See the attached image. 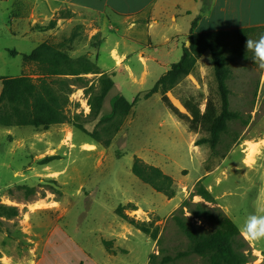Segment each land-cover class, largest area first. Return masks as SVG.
I'll use <instances>...</instances> for the list:
<instances>
[{
	"label": "rangeland",
	"instance_id": "rangeland-1",
	"mask_svg": "<svg viewBox=\"0 0 264 264\" xmlns=\"http://www.w3.org/2000/svg\"><path fill=\"white\" fill-rule=\"evenodd\" d=\"M178 1L184 7L191 4ZM211 1L202 3L204 10H209ZM69 14L71 17L60 18ZM52 20H57L54 29H37ZM102 20L99 14L74 8L66 0H0V94L4 77L36 80L41 76L38 65L24 64L22 56L44 42L64 43L72 58L87 56L98 64L103 42L100 45L95 36H102L98 32ZM191 22L185 15L179 18L183 34L190 30ZM108 26L105 30L111 32ZM73 33L77 36L68 43ZM245 41L234 36L224 41L231 71L227 81L230 109L238 118L229 123L215 151L208 145H196L206 134L190 132L187 123L163 104L161 94L135 104L108 148L90 136L100 130L101 117L110 113L112 96L121 94L131 103L137 96L142 98L163 76V65L144 85L118 83L96 120L89 117L86 86L97 83L99 76L88 74L81 76L83 82L67 77L73 84L67 110L73 118L70 123L48 130L0 126V205L19 211L13 218L0 215V264H151L155 256L159 260L175 257L188 250V242L177 232L172 217L190 200L204 202L194 195L199 182L214 198L213 203L205 204L220 209L239 230L258 206L264 211V73L250 59L251 52L246 53ZM181 42L184 49L185 40ZM10 51L19 55L13 57ZM113 55L119 60L116 51ZM157 55L171 66L183 53L174 48L170 55L163 49ZM216 92L211 55L205 53L194 73L168 97L187 113L180 97L200 98L204 110L206 98H217ZM75 116L79 118L74 120ZM254 146L258 149L255 161L246 164ZM135 158L171 176L175 196L169 199L135 177ZM129 205L136 210L126 208L124 213L141 222H153L152 229H158L156 240L117 215L119 207ZM185 213L191 217L187 209ZM197 224L207 231L215 228L207 221ZM246 242L252 255L249 264H264V239ZM176 264L207 263L190 257Z\"/></svg>",
	"mask_w": 264,
	"mask_h": 264
},
{
	"label": "trees",
	"instance_id": "trees-1",
	"mask_svg": "<svg viewBox=\"0 0 264 264\" xmlns=\"http://www.w3.org/2000/svg\"><path fill=\"white\" fill-rule=\"evenodd\" d=\"M206 1L203 0V3ZM68 17L71 15L60 18ZM56 25L57 20H52L49 25L38 26L37 29L48 31L54 29ZM195 25L196 23L193 27ZM255 32V29L207 33L192 31L189 36L191 45L183 49L180 61L173 64L170 70L142 98L137 96L131 103L121 94L112 96L110 113L101 117L98 124L100 130L97 129L90 136L108 148L113 137L120 132L125 120L131 115L135 104L141 99L147 100L155 94H161L163 104L171 114L187 123L190 132L206 134L196 142V145H208L212 151H215L221 143L222 136L228 131L229 123L238 118V113L230 109L231 91L227 81L231 71L224 41L231 36L243 41ZM262 33L264 30L260 31V34ZM76 36V33H73L67 42L72 43ZM95 38H99L101 45L102 36L98 34ZM64 48V43L56 45L44 42L30 54L22 56L24 64L35 63L40 68L41 76L36 80L27 76L1 79L3 86L0 94L1 127H33L48 130L52 126L70 123L73 118L69 116L67 110L71 106L70 96L73 92L71 88L73 84L67 77H75L77 81L83 82L84 78L81 76L88 74L100 75L97 83L89 88L86 86V94L89 96L88 104L91 109L89 117L93 120L100 117L107 97L115 88L112 76L102 74L98 64L91 61L89 57L72 58ZM205 53L211 55L217 98L209 95L206 98L205 109L202 110L200 98L180 97L179 100L187 112L182 113L172 103L168 93L194 73L198 60ZM10 55L16 57L19 53L10 51ZM76 118L79 116H75L74 120ZM79 127L83 128L81 125ZM102 137L106 139L102 141ZM132 173L141 182L169 199L175 196L173 178L160 168L149 165L140 158H135ZM194 195L201 197L204 202L193 203L190 200L172 217L177 232L183 235L188 242V250L179 252L175 257H164L162 260H159V256H155L151 264H176L177 261L190 257L200 258L207 264H249L252 255L248 243L242 237L238 226L230 218L220 209L211 208L205 204L206 202L213 203L214 198L202 182L197 184ZM126 208L136 210L133 205L119 207L117 215L129 225L156 240L158 229H152L153 222H141L129 217L124 213ZM185 209L191 217L186 216ZM0 215L13 218L19 215V211L16 207L0 205ZM191 218L212 223L215 228L208 231L202 229L203 227Z\"/></svg>",
	"mask_w": 264,
	"mask_h": 264
},
{
	"label": "crops",
	"instance_id": "crops-1",
	"mask_svg": "<svg viewBox=\"0 0 264 264\" xmlns=\"http://www.w3.org/2000/svg\"><path fill=\"white\" fill-rule=\"evenodd\" d=\"M66 2L74 8L103 17L98 31L103 39L98 66L102 74L112 76L115 87L120 82L124 85H144L158 72L161 65L165 67V75L172 65L167 66L157 54L163 49L170 55L174 48L183 53L181 41L184 39V48H189L187 45L192 31L207 33L255 29L253 35H257L264 30V0H212L208 11L203 9V0H189V7H184L178 0ZM184 15L191 18L192 25L190 30L183 34L178 21ZM194 23L196 25L193 27ZM106 24L111 32L105 30ZM157 29L159 32L155 33ZM110 47L113 48L108 51L107 48ZM113 51L117 52L119 60L113 57Z\"/></svg>",
	"mask_w": 264,
	"mask_h": 264
},
{
	"label": "clouds",
	"instance_id": "clouds-1",
	"mask_svg": "<svg viewBox=\"0 0 264 264\" xmlns=\"http://www.w3.org/2000/svg\"><path fill=\"white\" fill-rule=\"evenodd\" d=\"M245 50L251 52L252 62L261 70H264V33L259 38H247L245 41ZM247 164L248 161L246 160ZM241 234L246 240L259 241L264 239V211L261 206L257 207L255 213L250 214L241 226Z\"/></svg>",
	"mask_w": 264,
	"mask_h": 264
},
{
	"label": "bare ground",
	"instance_id": "bare-ground-1",
	"mask_svg": "<svg viewBox=\"0 0 264 264\" xmlns=\"http://www.w3.org/2000/svg\"><path fill=\"white\" fill-rule=\"evenodd\" d=\"M257 153H258L257 146L252 147L247 155L248 164H252L255 161V157Z\"/></svg>",
	"mask_w": 264,
	"mask_h": 264
},
{
	"label": "water",
	"instance_id": "water-1",
	"mask_svg": "<svg viewBox=\"0 0 264 264\" xmlns=\"http://www.w3.org/2000/svg\"><path fill=\"white\" fill-rule=\"evenodd\" d=\"M188 45H189V46L191 45L190 41L188 42Z\"/></svg>",
	"mask_w": 264,
	"mask_h": 264
}]
</instances>
